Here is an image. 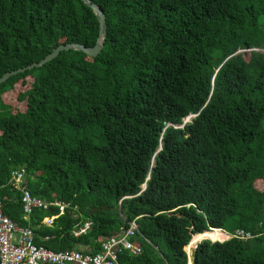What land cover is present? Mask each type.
I'll return each instance as SVG.
<instances>
[{
  "label": "trees",
  "instance_id": "obj_1",
  "mask_svg": "<svg viewBox=\"0 0 264 264\" xmlns=\"http://www.w3.org/2000/svg\"><path fill=\"white\" fill-rule=\"evenodd\" d=\"M91 1L106 21L96 57L61 51L0 84L3 213L38 245L92 254L134 221L140 252L118 264H189L193 236L240 229L251 237L204 239L191 264H264V0ZM98 30L82 0H0V76ZM16 85L19 111L2 98ZM20 168L63 209L25 216Z\"/></svg>",
  "mask_w": 264,
  "mask_h": 264
},
{
  "label": "built area",
  "instance_id": "obj_2",
  "mask_svg": "<svg viewBox=\"0 0 264 264\" xmlns=\"http://www.w3.org/2000/svg\"><path fill=\"white\" fill-rule=\"evenodd\" d=\"M9 183L21 191L22 210L25 216L33 209H47L51 204L58 205V202L48 203L38 197L31 195L26 186L25 169L20 168L11 173ZM0 186V192H1ZM56 216L44 217L42 223L51 225ZM90 226L85 222L84 226L75 232V235L84 233ZM137 231L134 221L129 222V226L124 229L119 236L114 235L102 243V248L98 253H83L76 249L54 251L35 243V234L30 227H19L14 221L6 216L2 211L0 200V264H118L117 252L121 248L128 249L132 254L140 252V247L133 244L129 237ZM225 238L248 239L249 232L237 229L234 233H225ZM116 247H119L116 250Z\"/></svg>",
  "mask_w": 264,
  "mask_h": 264
},
{
  "label": "water",
  "instance_id": "obj_3",
  "mask_svg": "<svg viewBox=\"0 0 264 264\" xmlns=\"http://www.w3.org/2000/svg\"><path fill=\"white\" fill-rule=\"evenodd\" d=\"M82 1L90 9H92V11L94 12V14L98 20L99 30H98V37L96 39L95 44L92 46H85V45L80 44V43L60 44L57 47H55L50 53H48L45 57H43L40 61L33 62L27 66L20 67V68H17L15 70H12V71L5 72L2 76H0V84L5 82L8 78H10L13 75H16L20 72H24L25 70H30V69H33L35 67H39V66L45 64L46 62L54 59L61 51L78 50V51H82L83 53L87 54L90 57H96L101 52L103 45H104L105 37H106L105 15H104L103 11L101 10V8L98 5H96L95 3H93L91 0H82ZM144 188H145V184L142 185V189H144ZM106 209H107L106 206L91 207L89 210V214L92 215L96 211H102V210H106ZM118 249H119V247H116V250H118ZM189 264H191V263H189Z\"/></svg>",
  "mask_w": 264,
  "mask_h": 264
},
{
  "label": "rangeland",
  "instance_id": "obj_4",
  "mask_svg": "<svg viewBox=\"0 0 264 264\" xmlns=\"http://www.w3.org/2000/svg\"><path fill=\"white\" fill-rule=\"evenodd\" d=\"M21 90H22V88H21L19 85H16V86H14V88H13L11 91L6 92L5 94H3V97H2V98H3V101H4L5 103L9 104V105L12 107V109H13L14 111L23 110V108H24V103H23V102H20V101L18 100V98H17L18 92L21 91ZM189 120H191V119H189ZM255 185H256V187H257L258 189H260V190H264V182L256 181ZM193 237H194V236H193ZM193 237H192V238H193ZM192 238H191L189 244L185 247V250H186V252H187V254H188L189 263H191V254H192L193 249L195 248V246H196L199 242L202 241V240H200V241H198L197 243L195 242V243L192 244ZM227 239H229V236H228ZM203 240H204V239H203ZM223 240H224V239H223ZM225 240H226V239H225ZM186 248H187V249L190 248V251L187 250Z\"/></svg>",
  "mask_w": 264,
  "mask_h": 264
},
{
  "label": "bare ground",
  "instance_id": "obj_5",
  "mask_svg": "<svg viewBox=\"0 0 264 264\" xmlns=\"http://www.w3.org/2000/svg\"><path fill=\"white\" fill-rule=\"evenodd\" d=\"M225 237H226V234L224 232H222L221 230L211 229L209 231H205L203 233L196 234L192 238V244L195 242L197 243L198 241L203 240V239H208L210 241H222L223 239H225ZM187 250L190 251V248H188Z\"/></svg>",
  "mask_w": 264,
  "mask_h": 264
},
{
  "label": "clouds",
  "instance_id": "obj_6",
  "mask_svg": "<svg viewBox=\"0 0 264 264\" xmlns=\"http://www.w3.org/2000/svg\"><path fill=\"white\" fill-rule=\"evenodd\" d=\"M191 117H192V116H188V117H186V118L184 119V122H183L182 126L184 125L185 122H189V121H190L189 119H191ZM219 230H220V229H219ZM221 231L224 232V233H227V232H225V231H223V230H221ZM225 239H227V238H225ZM225 239H224V240H225Z\"/></svg>",
  "mask_w": 264,
  "mask_h": 264
}]
</instances>
